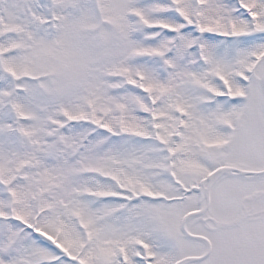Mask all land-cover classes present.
<instances>
[{
	"label": "snow or ice",
	"instance_id": "obj_1",
	"mask_svg": "<svg viewBox=\"0 0 264 264\" xmlns=\"http://www.w3.org/2000/svg\"><path fill=\"white\" fill-rule=\"evenodd\" d=\"M0 264H264V0H0Z\"/></svg>",
	"mask_w": 264,
	"mask_h": 264
}]
</instances>
